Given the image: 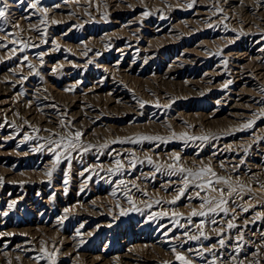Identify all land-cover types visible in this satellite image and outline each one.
<instances>
[{
  "label": "rangeland",
  "instance_id": "rangeland-1",
  "mask_svg": "<svg viewBox=\"0 0 264 264\" xmlns=\"http://www.w3.org/2000/svg\"><path fill=\"white\" fill-rule=\"evenodd\" d=\"M0 264H264V9L0 0Z\"/></svg>",
  "mask_w": 264,
  "mask_h": 264
},
{
  "label": "bare ground",
  "instance_id": "bare-ground-1",
  "mask_svg": "<svg viewBox=\"0 0 264 264\" xmlns=\"http://www.w3.org/2000/svg\"><path fill=\"white\" fill-rule=\"evenodd\" d=\"M232 1H234V0H232ZM255 2H256V6L258 7V8H262V9H264V0H255ZM131 55H133V54H131ZM237 67L236 68H239V71L238 72H235V75L238 77H246L245 79H247L248 77H252V73L250 72V71H247V73H249V74H244V71L242 70L243 68H241V67H238V65H236ZM244 68H246V67H244ZM240 77V78H241ZM246 82V81H245ZM248 84V83H247ZM124 98H126V97H123V99ZM113 100V99H112ZM118 102H119V100H118ZM124 103V102H123ZM257 192H258V190H257ZM259 192H261V191H259ZM210 193V192H209ZM209 195V194H208ZM262 195V194H261ZM162 237H163V241H159L160 243H162V244H164V243H169V242H173V240L171 239V238H168V235L167 236H163L162 235Z\"/></svg>",
  "mask_w": 264,
  "mask_h": 264
}]
</instances>
